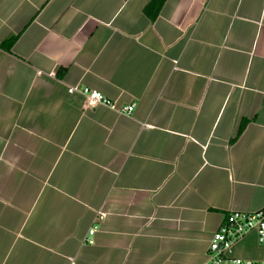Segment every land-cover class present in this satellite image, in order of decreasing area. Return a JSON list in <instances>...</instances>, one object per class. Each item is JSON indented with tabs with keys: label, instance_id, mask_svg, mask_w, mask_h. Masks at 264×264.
Returning a JSON list of instances; mask_svg holds the SVG:
<instances>
[{
	"label": "crops",
	"instance_id": "crops-1",
	"mask_svg": "<svg viewBox=\"0 0 264 264\" xmlns=\"http://www.w3.org/2000/svg\"><path fill=\"white\" fill-rule=\"evenodd\" d=\"M150 2L0 0V264H206L264 206V0Z\"/></svg>",
	"mask_w": 264,
	"mask_h": 264
},
{
	"label": "built area",
	"instance_id": "built-area-1",
	"mask_svg": "<svg viewBox=\"0 0 264 264\" xmlns=\"http://www.w3.org/2000/svg\"><path fill=\"white\" fill-rule=\"evenodd\" d=\"M69 92H80L88 97L91 103H104L116 108L112 101L100 91L78 85L68 86ZM134 103L121 106L119 111L130 113ZM255 230L259 240H264V206L254 211L233 210L229 212L218 228L213 232L208 244V260L206 264H264L230 254L234 242L244 233ZM95 226L91 227L85 235L86 242H92Z\"/></svg>",
	"mask_w": 264,
	"mask_h": 264
},
{
	"label": "trees",
	"instance_id": "trees-1",
	"mask_svg": "<svg viewBox=\"0 0 264 264\" xmlns=\"http://www.w3.org/2000/svg\"><path fill=\"white\" fill-rule=\"evenodd\" d=\"M155 3L150 2L147 6H146V11L149 13L150 16H155L158 12V9L161 5V3L163 2V0H153ZM155 4V5H154ZM14 41V37L10 36L7 39V42H1L0 43V47H5V48H10V46L12 45ZM244 123H241L240 127H239V131L242 129Z\"/></svg>",
	"mask_w": 264,
	"mask_h": 264
}]
</instances>
